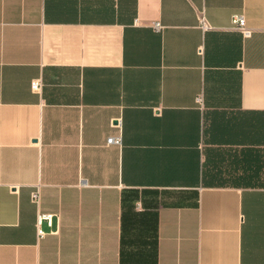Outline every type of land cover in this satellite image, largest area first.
I'll use <instances>...</instances> for the list:
<instances>
[{
	"label": "crops",
	"instance_id": "0c3cea01",
	"mask_svg": "<svg viewBox=\"0 0 264 264\" xmlns=\"http://www.w3.org/2000/svg\"><path fill=\"white\" fill-rule=\"evenodd\" d=\"M0 264H264V0H0Z\"/></svg>",
	"mask_w": 264,
	"mask_h": 264
},
{
	"label": "built area",
	"instance_id": "2783aa9c",
	"mask_svg": "<svg viewBox=\"0 0 264 264\" xmlns=\"http://www.w3.org/2000/svg\"><path fill=\"white\" fill-rule=\"evenodd\" d=\"M231 21L234 24V26L243 34V35H249L250 31L249 29L246 27V22H245V18L242 14H233L231 16ZM198 25L202 30H207L210 28L209 23L207 22L203 12H200L199 18H198ZM154 27L157 30H160L162 25L160 22H155L154 23ZM30 89L36 93H40L41 91V81L40 79H32L30 81ZM198 102L201 101V95H199L197 97ZM106 143L107 144H116L119 145L121 143V136L120 134L118 135H110L107 137L106 139ZM31 198L33 201L38 202L39 200V191L38 189H36L35 191H33L31 193ZM44 216L45 218L49 217V215H41ZM41 216L38 217V221L41 219ZM38 234L41 235L42 231L37 228Z\"/></svg>",
	"mask_w": 264,
	"mask_h": 264
}]
</instances>
